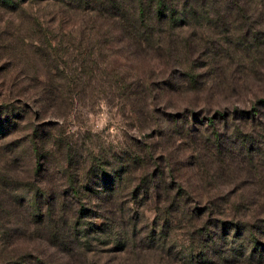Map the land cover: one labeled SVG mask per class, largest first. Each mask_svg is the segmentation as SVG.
I'll list each match as a JSON object with an SVG mask.
<instances>
[{
	"label": "rangeland",
	"instance_id": "374dc122",
	"mask_svg": "<svg viewBox=\"0 0 264 264\" xmlns=\"http://www.w3.org/2000/svg\"><path fill=\"white\" fill-rule=\"evenodd\" d=\"M231 1L151 49L68 0H0V264H264V132L217 113L264 96V0ZM68 217L103 232L45 238Z\"/></svg>",
	"mask_w": 264,
	"mask_h": 264
},
{
	"label": "trees",
	"instance_id": "16d2710c",
	"mask_svg": "<svg viewBox=\"0 0 264 264\" xmlns=\"http://www.w3.org/2000/svg\"><path fill=\"white\" fill-rule=\"evenodd\" d=\"M66 1V0H58ZM69 4H72L74 8L81 9L83 11L95 10L98 16L103 18H108L113 25L114 31L122 36L123 39L128 42L142 46H148L151 49H165V46L168 49H175L176 44L175 39L162 40L161 36H158L161 33H167L169 27H184L192 23L197 19H206L210 18H240L234 16L235 6L233 5L234 1L226 0V4H221L223 0H68ZM238 0H235V2ZM219 6H217V4ZM225 3V2H224ZM226 5V6H225ZM217 6L214 11L212 7ZM225 6V7H224ZM239 11V10H238ZM157 35V36H156ZM168 35V34H167ZM243 40V39H242ZM165 42L166 44H164ZM135 45V44H134ZM210 50L205 51V56L212 57ZM193 74V73H192ZM190 81H195V76L188 74ZM225 123L228 122V117L239 118L244 121L242 124H236V130H247L246 126H250L251 130L256 133L264 132V96L258 97L255 99L249 108L243 109L235 106L233 109H230L228 112H217ZM208 125H215V120L213 117H210ZM215 133H217V125H215ZM226 127H230V124L227 123ZM219 135V134H218ZM264 137V133H262ZM220 136V135H219ZM242 142L245 143V147H250L251 137H243ZM264 143V140H261ZM254 146H252L253 148ZM117 170V169H114ZM118 171V170H117ZM107 178L112 179L110 182L114 184L116 178H112L109 174L103 172ZM103 175V176H104ZM108 182V181H107ZM108 182V183H110ZM69 197L74 201V203H80L82 201V196L80 190L72 186L71 193ZM53 200H58L57 197H53ZM70 200V202L72 203ZM27 206L31 208V217L33 218L34 223L39 224L43 223L46 220L50 221L52 217L51 209L42 213L40 208L39 197L35 195L34 198H28L25 200ZM73 204V203H72ZM83 210H86L84 204L78 206V213H82ZM114 213L113 209L109 210ZM61 227H58L54 222L50 228L49 234L45 236L46 239H50L54 244H64L68 241L71 242L70 236L73 235L74 239L78 238V233L83 235H88L90 232L97 233L98 235L103 232L102 229L97 227L88 226L83 230L76 228L80 222L76 220H71L69 217L64 219L61 222ZM37 229V228H36ZM36 229L32 232L35 233ZM71 233V234H70ZM161 233L155 238H159ZM255 250L252 255H257L260 260V263H264V249L258 248V241L254 242ZM256 253V254H254ZM36 261L35 264H47L42 259L37 256H33ZM17 264H23L19 261H16ZM28 264V263H24Z\"/></svg>",
	"mask_w": 264,
	"mask_h": 264
}]
</instances>
